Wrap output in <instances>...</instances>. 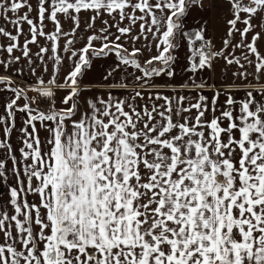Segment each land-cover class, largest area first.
I'll return each instance as SVG.
<instances>
[{
    "label": "crops",
    "instance_id": "obj_1",
    "mask_svg": "<svg viewBox=\"0 0 264 264\" xmlns=\"http://www.w3.org/2000/svg\"><path fill=\"white\" fill-rule=\"evenodd\" d=\"M0 264H264V0H0Z\"/></svg>",
    "mask_w": 264,
    "mask_h": 264
},
{
    "label": "rangeland",
    "instance_id": "obj_2",
    "mask_svg": "<svg viewBox=\"0 0 264 264\" xmlns=\"http://www.w3.org/2000/svg\"><path fill=\"white\" fill-rule=\"evenodd\" d=\"M191 5V3L187 2V11H181L175 19L172 38L177 40V44L178 42L180 43L179 47H174L171 51L169 50V52L164 54L160 59L144 63V68H140L136 65V62H138L137 60L132 61V64L136 65L135 67L140 69L143 74H146L149 82L162 79L171 84H179L178 82H181V78L186 79L188 76L190 78L188 83L190 84L193 82L207 84L208 62L205 58L196 55H192L191 57L192 50L191 47H189L190 44H187V40H190L189 25L192 22V9L188 11V6L190 7ZM110 68V66H107L106 69ZM18 91L19 92L15 91L17 93V99L22 102L24 108L29 104L36 110L38 109V111L41 109L39 104L40 100H44V97L38 98L34 94H29L27 91L21 92L23 90L20 91V89ZM31 116L30 114V117Z\"/></svg>",
    "mask_w": 264,
    "mask_h": 264
},
{
    "label": "built area",
    "instance_id": "obj_3",
    "mask_svg": "<svg viewBox=\"0 0 264 264\" xmlns=\"http://www.w3.org/2000/svg\"><path fill=\"white\" fill-rule=\"evenodd\" d=\"M236 5L242 9H252L257 6L259 0H234ZM40 107L45 111L51 110V104L47 101L40 100Z\"/></svg>",
    "mask_w": 264,
    "mask_h": 264
},
{
    "label": "trees",
    "instance_id": "obj_4",
    "mask_svg": "<svg viewBox=\"0 0 264 264\" xmlns=\"http://www.w3.org/2000/svg\"><path fill=\"white\" fill-rule=\"evenodd\" d=\"M186 5H187V2H184L183 6L179 9V11L177 12V14L175 15V19L178 17V14L182 11V12H186L187 8H186ZM174 21V20H173ZM175 22V21H174ZM197 44V41H193L192 45H196ZM173 50V47H171L170 51ZM141 68H144V65L141 64ZM15 89V88H14ZM16 92H19L18 90L15 89ZM26 110L28 111H31L32 109H35L33 107H31L29 104L26 105ZM32 108V109H31ZM38 110V109H37ZM40 112V111H39ZM41 113V112H40ZM49 115L47 114H44V115H41L40 117L42 118H45V117H48Z\"/></svg>",
    "mask_w": 264,
    "mask_h": 264
}]
</instances>
